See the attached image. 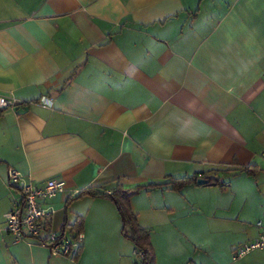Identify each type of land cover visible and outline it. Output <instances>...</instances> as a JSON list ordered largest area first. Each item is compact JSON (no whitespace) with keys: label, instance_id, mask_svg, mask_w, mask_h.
<instances>
[{"label":"crops","instance_id":"obj_1","mask_svg":"<svg viewBox=\"0 0 264 264\" xmlns=\"http://www.w3.org/2000/svg\"><path fill=\"white\" fill-rule=\"evenodd\" d=\"M0 98V264L136 263L107 198L72 200L116 186L144 187L156 264H264L232 260L264 209V0H0ZM9 169L64 181L46 206L58 233L83 218L76 260L6 232ZM184 176L229 186L148 187Z\"/></svg>","mask_w":264,"mask_h":264},{"label":"built area","instance_id":"obj_2","mask_svg":"<svg viewBox=\"0 0 264 264\" xmlns=\"http://www.w3.org/2000/svg\"><path fill=\"white\" fill-rule=\"evenodd\" d=\"M14 102L0 98V110L9 108ZM8 186L16 187L19 198L14 201L11 211L4 215L6 232L15 242L33 241L44 245L50 256L73 260L81 249L83 235L56 232L52 221L55 211L46 202L64 193L65 183L60 179H50L41 185L25 180L17 171L9 169ZM258 233L255 238L236 246L232 260H239L254 251L264 252V209L262 217L255 224Z\"/></svg>","mask_w":264,"mask_h":264},{"label":"trees","instance_id":"obj_3","mask_svg":"<svg viewBox=\"0 0 264 264\" xmlns=\"http://www.w3.org/2000/svg\"><path fill=\"white\" fill-rule=\"evenodd\" d=\"M240 173L246 176H253V170L251 167L240 168ZM207 183L205 186H216L221 190L226 189L229 186V182L221 181L218 178L206 177ZM198 178L192 177H180L170 178L167 183L162 185H150L149 188H159L163 186L170 187L173 191H180L185 186L197 185ZM144 189V187H135L130 190H123L119 186H116L110 193H104L93 188H88L80 191L72 200H76L82 197H103L107 198L115 207L116 212L121 220V236L131 243L135 256L139 259V262L134 264H156L155 255L150 242V231L141 227L138 222L135 213L131 209V199L138 195V193ZM70 200L67 201V204ZM83 218L77 216L73 223L67 222L65 219L61 228V231H68L72 235H76L82 232ZM77 256L73 258L76 260Z\"/></svg>","mask_w":264,"mask_h":264},{"label":"rangeland","instance_id":"obj_4","mask_svg":"<svg viewBox=\"0 0 264 264\" xmlns=\"http://www.w3.org/2000/svg\"><path fill=\"white\" fill-rule=\"evenodd\" d=\"M144 212L142 213V215H141V222L143 223V224H145L146 222H145V220L146 221H152L151 220V218H148V219H145V216H144ZM59 216H61L60 215V213H59ZM59 219V217H58V214L55 216L54 215V218H53V225H54V223L56 224V223H58V220ZM148 224H149V222H147ZM2 225H3V223L1 222V220H0V230L2 229ZM149 225H151V224H149ZM155 227V229H158V225H155L154 226ZM161 232L160 231H158V230H156L154 233H153V235L155 236V238H158V236H159V234H160ZM68 234V236H70V233H67ZM82 234V233H81ZM0 235H1V232H0ZM165 247V246H164ZM178 251H179V249H178V247H175V246H168L167 248L165 247V249L163 250V254H162V259H161V261H162V264H171V261L174 259L175 261L177 260V256H180L179 254H178ZM261 252V251H260ZM137 258V257H136ZM244 258V257H243ZM136 262H139V259L137 258V260H136Z\"/></svg>","mask_w":264,"mask_h":264},{"label":"water","instance_id":"obj_5","mask_svg":"<svg viewBox=\"0 0 264 264\" xmlns=\"http://www.w3.org/2000/svg\"><path fill=\"white\" fill-rule=\"evenodd\" d=\"M196 183L197 185H204L207 183V180L198 179Z\"/></svg>","mask_w":264,"mask_h":264}]
</instances>
